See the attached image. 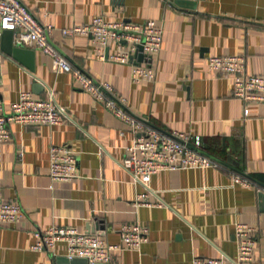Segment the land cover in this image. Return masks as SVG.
<instances>
[{
  "label": "crops",
  "instance_id": "1",
  "mask_svg": "<svg viewBox=\"0 0 264 264\" xmlns=\"http://www.w3.org/2000/svg\"><path fill=\"white\" fill-rule=\"evenodd\" d=\"M21 1L42 24L53 26L51 42L75 67L109 81L125 97L129 113L168 132L199 135L201 149L264 182V102L235 97L233 77L209 67L212 55H243L248 73L264 75V0ZM99 15L113 21L155 19L163 27L162 48L142 61L155 68L154 80L136 82L131 64L102 60L91 35L62 32ZM12 40L19 45L13 32L0 35L6 108L23 90L38 97L54 91L71 120L13 122L11 139L0 140V203H20L24 210L18 223L1 230L0 264H84L83 258L68 257L65 241L54 249H34L36 230L71 226L87 232L98 223L94 233L117 242L121 225L135 221L148 226L149 240L97 264H192L196 257H235L238 222L257 227L255 259L248 264H264V186L235 183L238 172L223 164L162 170L150 176L147 199L164 205L137 203L145 186L121 165L135 137L130 125L78 86L71 73L56 71L50 55L34 44L21 45L33 54L14 53ZM108 48L113 52V43ZM35 77L44 84L40 93L34 92ZM55 144L77 152V176L51 179L49 150Z\"/></svg>",
  "mask_w": 264,
  "mask_h": 264
},
{
  "label": "built area",
  "instance_id": "2",
  "mask_svg": "<svg viewBox=\"0 0 264 264\" xmlns=\"http://www.w3.org/2000/svg\"><path fill=\"white\" fill-rule=\"evenodd\" d=\"M5 30H12L15 41L19 45L34 44L50 55L54 69L58 72L71 73L74 82L102 102L107 109L128 123L135 137L126 146V155L121 165L137 183L145 186L144 192L137 196V203L163 206L161 200L150 201L148 194L151 175L162 170L204 169L219 167L222 164L209 155L192 147L202 146L199 135L173 131L164 132L147 121L129 113L125 108V97L115 92L113 85L106 80H97L93 76L75 67L51 42L52 25L42 24L21 0H0V35ZM65 36L89 34L97 43L98 55L102 60L131 64V76L136 82L154 80L155 68L150 63H142L137 58L140 45L143 46L145 58L160 51L163 44L164 29L155 19L143 22L126 20H107L104 16H96L90 22L76 24L62 29ZM113 43L114 51H108ZM139 59V58H138ZM3 53L0 51V65ZM212 70L227 73L233 77V95L250 102H264V75L250 74L246 68L243 55H212L209 57ZM0 79V140L9 141L11 133L9 125L19 122L31 124H59L71 120L68 109L60 104L54 91L46 97H38L32 91L23 90L16 101L6 108L1 92ZM247 116L249 107L244 110ZM77 152L66 145H52L49 150V175L55 182L69 180L77 176ZM234 182L251 185L253 181L241 174H234ZM24 216L20 203L2 201L0 203V234L6 224H16ZM257 227L247 222L235 225V238L238 242V254L235 257H196L192 264H248L255 259L257 244ZM36 250L54 249L59 241L67 243L69 258L84 257L89 264L110 263L115 252L126 248H141L149 240L148 226L135 221L124 222L120 229V239L110 242L104 236L83 232L71 226H52L44 230H36Z\"/></svg>",
  "mask_w": 264,
  "mask_h": 264
},
{
  "label": "water",
  "instance_id": "3",
  "mask_svg": "<svg viewBox=\"0 0 264 264\" xmlns=\"http://www.w3.org/2000/svg\"><path fill=\"white\" fill-rule=\"evenodd\" d=\"M7 32H13V31H12V30H5V31L3 32V34H5V33H7ZM3 34H2V35H3ZM10 47H11V49H12V52H14V53H15V52H18V51H21V52H25V53H31V54H33L32 50L27 49V48H25L24 46H21V45H17V46H15L14 43H13V40H12V42H11ZM108 51H109V49H108ZM137 56H138L140 62H142L143 59H144L145 56H146V55H145V52H144V50H143V46H142V45H140V47H139V51H138V53H137ZM33 88H34V92H36V93H40V92L43 91V89H44V84H43V83H42L37 77H35V80H34V82H33ZM153 126L156 127L157 129H160V130L164 131V132H168V131L162 129L161 127H158V126H156V125H153ZM189 144H190L192 147L198 149L199 151H201V152H203V153L209 155V156L212 157L213 159L219 161L221 164L228 166L229 168H231V169L237 171L238 173H240L241 175H243V176H245V177H248V178L251 179L252 181L257 182L258 184L264 186V182H263V181H261V180L255 178L254 176H252V175H250V174H248V173H246V172H244V171H242V170H240V169H238V168H236V167L230 165V164L227 163L226 161L220 159L219 157H217V156H215V155H212V154L208 153L207 151L201 149L200 147H197V146L193 145L192 143H189ZM97 226H98V223H94V224L92 225V227H90V228H91L90 230H89V228H88L87 232H92V233L96 232V230H97ZM98 234H102V233H99V232H98ZM79 258H83V259H84V260H83V261H84L83 263H84V264H88V260H87L86 258H84V257H73V258H71V260H73V261H78Z\"/></svg>",
  "mask_w": 264,
  "mask_h": 264
}]
</instances>
